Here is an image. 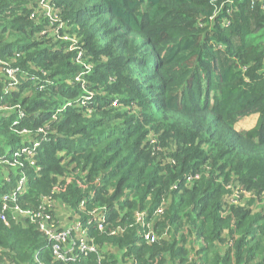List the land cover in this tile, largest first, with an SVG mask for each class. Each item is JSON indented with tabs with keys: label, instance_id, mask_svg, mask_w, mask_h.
<instances>
[{
	"label": "trees",
	"instance_id": "trees-1",
	"mask_svg": "<svg viewBox=\"0 0 264 264\" xmlns=\"http://www.w3.org/2000/svg\"><path fill=\"white\" fill-rule=\"evenodd\" d=\"M49 4L81 60L48 33L38 0H0V216L24 174L10 204L37 212L52 197L45 205L78 216L105 264H264V0ZM5 66L17 70L7 93ZM251 114L255 125L237 130ZM4 213L0 264H30L38 250L44 264H66L36 219Z\"/></svg>",
	"mask_w": 264,
	"mask_h": 264
},
{
	"label": "built area",
	"instance_id": "built-area-1",
	"mask_svg": "<svg viewBox=\"0 0 264 264\" xmlns=\"http://www.w3.org/2000/svg\"><path fill=\"white\" fill-rule=\"evenodd\" d=\"M39 6L43 8L45 11V15L47 16L49 20V27L55 28L48 17L49 14L52 12V6L49 4V0H38ZM56 14V12H55ZM57 16V14H56ZM64 23L61 22L60 26H62ZM55 29H53V32ZM53 35V33H52ZM58 39H67L66 37H58ZM70 44L68 46V50L73 51L77 50L76 59L81 60L82 58V51L78 48L77 41L76 40H70ZM72 41L75 42V44H72ZM74 46L75 49H71V46ZM0 64H5L0 59ZM90 70V65L83 63V71L79 73L75 80L79 81L80 77L88 72ZM17 70L5 66L2 70L3 74L6 77V81L4 83V93L9 92L12 90L15 85L17 84L16 81V72ZM23 75V74H21ZM42 87V84L40 85ZM86 92V91H85ZM1 97V96H0ZM91 97V91H87V93L79 98V102L81 105L86 106L87 102L90 100ZM1 109V107H0ZM16 123V122H14ZM39 131H42L43 129H38ZM21 133L28 135V130H21ZM39 145V141L35 140L33 143H31L29 146L25 145L20 147L18 150L13 152L12 160L9 162L12 167H21L22 162L21 159L28 160L31 156H34V149H36ZM32 164V161L29 162ZM25 181V175L21 174L19 178L17 179V182L15 186L7 191L6 193H3L1 195V202H2V214L1 219L5 220V213L4 211H10L12 214V218L16 220L20 219H30V220H37L39 230L43 233V235L46 238L47 247L50 250L51 255L55 260H59L61 262H64L66 264H83L82 262L89 259L91 255L95 256L96 263L97 264H105L102 261V258L100 257V251L98 250L97 246L95 245L93 236L88 234V226L85 225L78 216L72 217L70 213L66 212H55L54 208H48L50 207V199L52 197L47 196L45 198L44 202L42 203L40 209L37 212H34L32 210H22L17 204L11 205L10 203H15L17 200V197L19 196V193L22 191L23 183ZM236 194H231L230 201L231 202H238V199L236 198ZM47 204V206L45 205ZM83 202H81V205ZM95 211V210H94ZM162 211L161 208L157 209V212ZM98 216V224L97 228L101 232L104 228L103 221H105V217L103 213L97 212ZM136 221L139 223L140 229L139 232H143V237L146 241L152 242L155 239V235L149 228V222L145 221V213L143 211L136 212ZM90 222L87 221V224ZM120 227V226H117ZM115 227V228H117ZM147 227V230L144 231V228ZM122 228V227H121ZM121 228L113 229L110 231L109 235H114L121 231ZM30 264H44L43 261L40 258V251L38 250L33 257V261Z\"/></svg>",
	"mask_w": 264,
	"mask_h": 264
},
{
	"label": "rangeland",
	"instance_id": "rangeland-1",
	"mask_svg": "<svg viewBox=\"0 0 264 264\" xmlns=\"http://www.w3.org/2000/svg\"><path fill=\"white\" fill-rule=\"evenodd\" d=\"M48 17L50 18L53 26L55 28H50L48 31V33L52 34L58 38V37H66L67 39H65V41H69V44H70V40H75L74 38L72 37H69L66 32H67V28H63L64 27V24L62 26H60L61 22H62V19L60 18L59 15L56 16L55 12L54 13H51L48 15ZM53 29H55V31L53 32ZM43 34H46V30L42 31ZM64 40V39H62ZM68 44V46H69ZM72 44H75L74 41H72ZM78 45V44H77ZM71 49H75V47L72 45L71 46ZM256 119H257V114H251L249 116H246V117H243L241 119H239L236 124H235V127L237 130H241V129H249L251 127H253L256 123ZM245 195V194H244ZM243 195V196H244Z\"/></svg>",
	"mask_w": 264,
	"mask_h": 264
}]
</instances>
